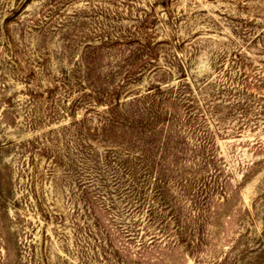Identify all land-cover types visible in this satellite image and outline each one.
Returning a JSON list of instances; mask_svg holds the SVG:
<instances>
[{
  "label": "rangeland",
  "instance_id": "1",
  "mask_svg": "<svg viewBox=\"0 0 264 264\" xmlns=\"http://www.w3.org/2000/svg\"><path fill=\"white\" fill-rule=\"evenodd\" d=\"M0 264H264V0H0Z\"/></svg>",
  "mask_w": 264,
  "mask_h": 264
}]
</instances>
